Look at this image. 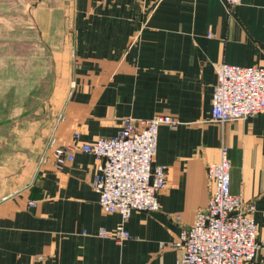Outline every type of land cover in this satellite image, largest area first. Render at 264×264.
I'll use <instances>...</instances> for the list:
<instances>
[{
    "label": "crops",
    "instance_id": "0c3cea01",
    "mask_svg": "<svg viewBox=\"0 0 264 264\" xmlns=\"http://www.w3.org/2000/svg\"><path fill=\"white\" fill-rule=\"evenodd\" d=\"M24 8L17 34L68 71L59 120L43 130L39 156L50 137L54 146L70 145L75 133L93 143L117 135L128 118L168 115L179 125L158 130L154 165L167 169L159 210L123 223L98 205L94 156L77 151L61 170L52 150L38 171L34 159L21 163L22 183L0 196V264H176L184 251L171 244L206 208V169L221 146L230 191L254 207L264 242V114L210 121L215 67H264V0H25ZM121 223L128 240L98 236ZM253 264H264V245Z\"/></svg>",
    "mask_w": 264,
    "mask_h": 264
},
{
    "label": "built area",
    "instance_id": "2783aa9c",
    "mask_svg": "<svg viewBox=\"0 0 264 264\" xmlns=\"http://www.w3.org/2000/svg\"><path fill=\"white\" fill-rule=\"evenodd\" d=\"M239 1L224 0L228 6ZM215 74L210 121L223 124L264 114V67L221 63L215 67ZM162 125L175 129L179 123L168 115L145 120L128 118L115 136L82 143L75 133L68 146H54L50 137L36 171L46 164V153L50 150L56 170L71 163L76 152L82 151L98 161L91 185L104 213L119 215L123 223L135 211H157V197L166 185L167 171L162 165H154ZM227 153V147L221 146L218 163L206 169L207 180L213 185L206 208L196 213L192 225L183 229L178 240L171 244L184 251L176 264H253L257 251L264 245L256 240L254 207L244 205L230 191ZM122 223L111 231L101 229L98 236L117 244L128 240L130 235Z\"/></svg>",
    "mask_w": 264,
    "mask_h": 264
},
{
    "label": "rangeland",
    "instance_id": "374dc122",
    "mask_svg": "<svg viewBox=\"0 0 264 264\" xmlns=\"http://www.w3.org/2000/svg\"><path fill=\"white\" fill-rule=\"evenodd\" d=\"M24 2L0 0V196L22 183L21 163L39 160L43 130L59 120L68 77L62 58L51 61L41 44L17 34L28 21L20 23L28 15Z\"/></svg>",
    "mask_w": 264,
    "mask_h": 264
}]
</instances>
